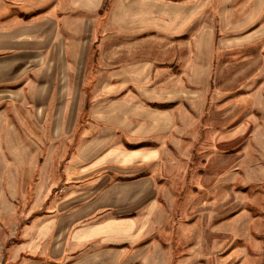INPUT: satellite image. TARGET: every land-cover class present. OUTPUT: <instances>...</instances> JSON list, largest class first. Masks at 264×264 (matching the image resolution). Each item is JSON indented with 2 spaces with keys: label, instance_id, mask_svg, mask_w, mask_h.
<instances>
[{
  "label": "crops",
  "instance_id": "obj_1",
  "mask_svg": "<svg viewBox=\"0 0 264 264\" xmlns=\"http://www.w3.org/2000/svg\"><path fill=\"white\" fill-rule=\"evenodd\" d=\"M103 3L0 0L1 85L25 77L35 102L59 103V134L72 118L84 138L80 166L108 169L38 225L34 264L141 263L164 154L190 151L213 79L221 89L264 66V0H112L102 14Z\"/></svg>",
  "mask_w": 264,
  "mask_h": 264
},
{
  "label": "rangeland",
  "instance_id": "obj_2",
  "mask_svg": "<svg viewBox=\"0 0 264 264\" xmlns=\"http://www.w3.org/2000/svg\"><path fill=\"white\" fill-rule=\"evenodd\" d=\"M231 68L216 78H233ZM26 80L0 83V264L41 261L31 247L38 225L57 222L59 199L108 170L80 166L75 120L59 134V103L46 110ZM216 86L213 79L190 151L164 154L162 195L145 208L156 229L147 231L141 263L130 264H264V66ZM252 163L260 176L248 175Z\"/></svg>",
  "mask_w": 264,
  "mask_h": 264
},
{
  "label": "trees",
  "instance_id": "obj_3",
  "mask_svg": "<svg viewBox=\"0 0 264 264\" xmlns=\"http://www.w3.org/2000/svg\"><path fill=\"white\" fill-rule=\"evenodd\" d=\"M112 0H104L103 6L100 10V13H105V11L108 9V7L110 6ZM153 105L155 106H164L165 104H158V103H154Z\"/></svg>",
  "mask_w": 264,
  "mask_h": 264
}]
</instances>
